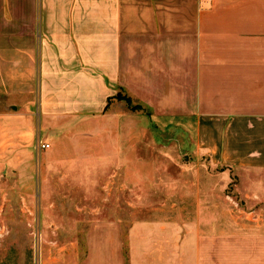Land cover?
<instances>
[{
	"label": "crops",
	"instance_id": "0c3cea01",
	"mask_svg": "<svg viewBox=\"0 0 264 264\" xmlns=\"http://www.w3.org/2000/svg\"><path fill=\"white\" fill-rule=\"evenodd\" d=\"M119 91L208 161L174 166L155 213L90 221L58 264H264V0H0L1 151Z\"/></svg>",
	"mask_w": 264,
	"mask_h": 264
},
{
	"label": "rangeland",
	"instance_id": "374dc122",
	"mask_svg": "<svg viewBox=\"0 0 264 264\" xmlns=\"http://www.w3.org/2000/svg\"><path fill=\"white\" fill-rule=\"evenodd\" d=\"M104 112L94 123L68 119L49 128L46 149L28 144L24 131L14 141L29 146L11 145L5 154L1 148L8 141L0 145V264L72 260L84 248L90 221H132L155 213L160 206L155 185L169 182L174 166L208 161L194 153L184 132L153 121L124 91ZM81 152L93 156L81 158ZM89 184L98 187V198L80 204L81 187Z\"/></svg>",
	"mask_w": 264,
	"mask_h": 264
},
{
	"label": "built area",
	"instance_id": "2783aa9c",
	"mask_svg": "<svg viewBox=\"0 0 264 264\" xmlns=\"http://www.w3.org/2000/svg\"><path fill=\"white\" fill-rule=\"evenodd\" d=\"M37 147H38L39 149H46V148L49 147V143H48V142H44L43 140H39V141L37 142Z\"/></svg>",
	"mask_w": 264,
	"mask_h": 264
},
{
	"label": "trees",
	"instance_id": "16d2710c",
	"mask_svg": "<svg viewBox=\"0 0 264 264\" xmlns=\"http://www.w3.org/2000/svg\"><path fill=\"white\" fill-rule=\"evenodd\" d=\"M115 96H117V94Z\"/></svg>",
	"mask_w": 264,
	"mask_h": 264
}]
</instances>
